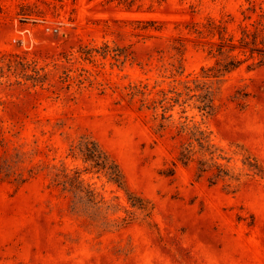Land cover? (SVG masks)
I'll return each mask as SVG.
<instances>
[{
  "label": "rangeland",
  "instance_id": "1",
  "mask_svg": "<svg viewBox=\"0 0 264 264\" xmlns=\"http://www.w3.org/2000/svg\"><path fill=\"white\" fill-rule=\"evenodd\" d=\"M254 1L264 3L0 0V264H264V64L249 67V59L229 72L213 115L195 99L162 100L215 62L195 29L230 13L238 36L256 17ZM144 18L161 29L137 34ZM8 59L25 62L27 72L9 69ZM238 91L248 93L243 107L232 98ZM183 123L210 131L241 177L237 187L210 184L177 160L188 139ZM86 135L115 158L147 208L104 173L85 170L76 144ZM76 169L101 207L84 193L73 204L56 183Z\"/></svg>",
  "mask_w": 264,
  "mask_h": 264
},
{
  "label": "trees",
  "instance_id": "2",
  "mask_svg": "<svg viewBox=\"0 0 264 264\" xmlns=\"http://www.w3.org/2000/svg\"><path fill=\"white\" fill-rule=\"evenodd\" d=\"M137 1L118 0L119 3L129 6L134 5ZM249 9L253 13H256V17L252 21L242 25L238 36L229 30V23L233 20L232 17H228V15H231L230 13L224 14L220 18L209 17L207 22L203 23L202 28L195 29L198 37L209 44L208 52L215 58V62L208 67H202L199 73L188 74L187 78L181 81L183 89L173 90L174 95L169 96L168 92H163V101L173 100L174 103L171 105H174L176 103L184 104L188 100L195 99L198 109L207 115H213L219 107L216 103V98L220 88L219 83L224 77L249 59H252L248 63L249 67L264 64V3L260 2L257 5L254 1L252 7H249ZM244 18L251 19L252 15L245 14ZM137 21L143 23L142 27H136L139 28L136 31L137 34H141L144 31L153 35L154 33L151 30L161 29V22L157 19L144 18ZM156 23H159V26L151 29L150 26ZM176 40L178 42L173 44V48L176 49L180 56L178 60L179 64L176 68L182 72L184 71L183 55L186 43L183 36H179ZM3 55H7V53H3ZM1 61L3 60L0 59V74L3 75L5 73V64H2ZM7 62L6 65L9 69H12L15 64L16 70H18L17 68L21 65L24 70L22 74L27 72L25 62L21 60L15 62L11 59H8ZM37 78L36 80L40 81L41 76L38 75ZM138 91H141L140 86L138 84L132 85V93L135 94ZM184 94L185 97H183ZM247 94L240 95L238 91L232 98L243 107L246 104ZM146 107L149 108L150 105H146ZM165 109L168 110L167 105H165ZM163 117H166L165 114H163ZM164 127L165 124L163 122L159 123L157 131L161 132ZM180 132H186L188 139L181 142L176 158L186 166L194 164L197 178L206 176L210 184H216L221 179H227L235 187L240 184L241 177L229 166L230 158L224 154L221 147L213 142L208 129L203 128L197 123L194 125L183 123ZM76 147L81 152L84 161L89 165L85 170L104 173L110 181L127 192L129 200L133 205L147 208L146 200L129 189L119 163L98 141L86 135L83 139H80ZM248 164L250 166H257L251 159L248 161ZM21 181H24V179H21ZM56 183L61 184L64 189H68L73 193V204L79 202L78 196L84 193L88 202L92 203L95 207H101L99 203L102 200L93 189L85 185V179L82 176L81 170H74V174L66 170Z\"/></svg>",
  "mask_w": 264,
  "mask_h": 264
}]
</instances>
